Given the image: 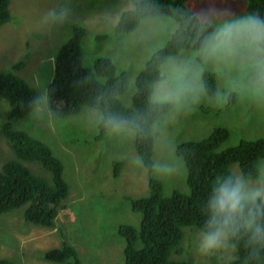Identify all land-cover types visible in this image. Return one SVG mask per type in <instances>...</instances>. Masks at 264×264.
<instances>
[{"label":"rangeland","instance_id":"1","mask_svg":"<svg viewBox=\"0 0 264 264\" xmlns=\"http://www.w3.org/2000/svg\"><path fill=\"white\" fill-rule=\"evenodd\" d=\"M131 0H12V19L0 27V70L14 71L13 65L24 61V67L14 72L25 78L41 95L55 70L59 48L73 34L76 25H83L87 34L83 39L84 64L93 67L98 56H110L119 71L128 73V89L120 96L126 106L132 105L137 90L136 79L150 56L162 48L173 33L149 36L137 40L133 32L115 30L117 16L123 13ZM249 0H216L217 6L231 8L235 13L246 12ZM190 7L199 9L208 0H189ZM70 7L71 23L57 26L49 23L44 14L51 8ZM106 34L104 40H96ZM192 50H183L188 55ZM217 74L219 92L210 96L205 90L201 100L186 111L169 109L153 125L155 148L154 176L164 184L165 194L174 189L188 191L187 167L177 156L179 143L201 139L215 127L225 126L231 136L223 147L237 145L242 138L264 137V100L252 97L238 87V74L227 68L208 64L204 70ZM233 93L236 102L230 103ZM50 98V96H49ZM50 100V107L39 113L33 111L14 127L24 130L48 144L64 164V177L70 186L65 208L60 209L54 226L36 225L24 216L25 206L0 214V260L12 264H56L45 258V253L64 242L73 245L83 264H125V239L119 234L120 224L139 227L142 215L134 212L127 197L148 195L149 173L135 150V132L132 135L109 132L103 140H96L98 122L95 108L84 105L78 114L63 117ZM11 107L0 98V168L15 153L5 138L2 124ZM123 161L118 176L114 163ZM139 161V163H137ZM36 173L50 178V173L38 162H25ZM173 166L171 176L160 169ZM264 168V158L260 162ZM238 173V163L231 166ZM255 182L256 179H250ZM201 230L184 227V238L173 251V258L192 260L195 264L222 263L236 256L235 247L225 246L209 254L199 251Z\"/></svg>","mask_w":264,"mask_h":264},{"label":"trees","instance_id":"2","mask_svg":"<svg viewBox=\"0 0 264 264\" xmlns=\"http://www.w3.org/2000/svg\"><path fill=\"white\" fill-rule=\"evenodd\" d=\"M11 1L0 0V27L12 19ZM188 1L155 0L165 11L187 5ZM255 10L264 15V0H249L246 11ZM133 27L125 17L115 30L130 33ZM86 34V27L76 25L72 36L59 48L48 93L52 107H56L57 113L63 117L78 114L87 105L106 114L133 120L138 126L135 150L149 173L150 192L137 198L127 197L132 210L140 213L142 219L139 227L130 224L118 227L119 234L125 239V264H195L192 260L172 256L184 238V227L196 226L202 230L207 218L204 214L205 197L217 174L238 163L243 174L256 179L257 167L264 158V137L242 138L237 145L223 147L231 132L225 126H218L201 139L182 141L176 147V154L186 164L189 190L174 189L171 194H165L162 180L153 175V125L170 108L154 110L150 106V86L157 78L159 61L183 50H192L190 37L177 30L162 48L150 56L137 76L132 105L126 106L120 96L129 87L127 71H119L110 56H98L93 67L86 66L83 48ZM107 37L106 34H98L96 40ZM23 67L22 60L13 65L14 71ZM14 71L0 70V98L6 99L11 107L2 131L15 153V157L0 168V214L25 206L24 216L28 222L54 226L60 209L66 207L70 186L64 177V164L53 149L29 132L14 127V122L32 112V101L39 96L38 91ZM203 80L207 93L217 96V74L206 69ZM236 98L237 94L233 93L230 103L236 102ZM109 132L99 123L96 140H103ZM26 161L40 163L50 173V178L36 173ZM123 165L120 160L114 163L115 176ZM229 241L235 247L236 256L228 262L211 264H264V242L251 244L243 230ZM45 258L56 264H83L78 250L67 242L49 249ZM0 264L12 263L1 259Z\"/></svg>","mask_w":264,"mask_h":264},{"label":"clouds","instance_id":"3","mask_svg":"<svg viewBox=\"0 0 264 264\" xmlns=\"http://www.w3.org/2000/svg\"><path fill=\"white\" fill-rule=\"evenodd\" d=\"M71 16L67 6L51 8L44 14L57 26L70 24ZM125 17L133 24V34L139 41L177 30L190 37V54L158 62L157 78L149 94L154 110L169 107L179 113L197 104L205 94L203 74L208 64L234 70L238 87L264 100V15L259 10L237 14L231 8L217 6L216 0H208L207 6L199 9L187 4L165 11L155 0H131L115 23ZM49 107L47 90L31 104L34 114ZM95 118L116 134L132 135L138 127L133 120L104 112ZM160 170L168 176L176 171L171 165ZM205 199L207 218L199 245L202 254L223 248L241 230L251 244L264 242V168L257 167L255 182L246 174L226 168L216 175Z\"/></svg>","mask_w":264,"mask_h":264}]
</instances>
